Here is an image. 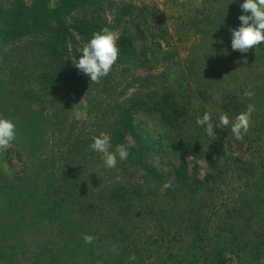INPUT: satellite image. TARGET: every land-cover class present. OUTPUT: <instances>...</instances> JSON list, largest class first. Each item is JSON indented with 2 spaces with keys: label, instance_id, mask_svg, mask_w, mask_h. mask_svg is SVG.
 <instances>
[{
  "label": "rangeland",
  "instance_id": "1",
  "mask_svg": "<svg viewBox=\"0 0 264 264\" xmlns=\"http://www.w3.org/2000/svg\"><path fill=\"white\" fill-rule=\"evenodd\" d=\"M243 2L106 0L105 27L129 36L148 62L118 59L99 84L89 77L74 89L53 84L56 76L41 79L50 64L31 40L0 41V116L17 132L13 146L0 153V264H112L122 257L217 264L220 250L224 264H264L242 257L250 249L247 201L261 177L255 157L264 153V43L247 53L231 48L230 29L240 26ZM85 43L70 29L63 53L76 62ZM148 97L173 106L180 123L175 131L157 113L134 114L150 167L171 178L185 140L212 154L216 181L195 196L163 197L146 182L139 196L120 199L110 183L117 166L108 169L89 147L93 136L110 135L119 106ZM249 103L256 110L243 141L230 126L214 129L213 141L196 124L205 112L213 121L221 113L234 120ZM186 159L201 178L213 171L204 157ZM258 187L264 191V179ZM84 234L94 242L86 244Z\"/></svg>",
  "mask_w": 264,
  "mask_h": 264
},
{
  "label": "trees",
  "instance_id": "2",
  "mask_svg": "<svg viewBox=\"0 0 264 264\" xmlns=\"http://www.w3.org/2000/svg\"><path fill=\"white\" fill-rule=\"evenodd\" d=\"M106 0H32L26 4L23 0H14L9 6L0 3V41L29 39L36 45V50L48 64L42 71L43 81L52 80L47 77L56 76L53 84L67 83L70 87L78 88L88 80V76L75 67V61L68 54H64V39L70 29L87 42L95 31L101 30L106 25L103 17ZM107 27V26H106ZM120 57L123 62H148L143 53H138L129 36L120 37ZM64 48V49H63ZM138 111L157 113L163 122L171 129L178 131L180 127L177 110L161 99L136 98L126 106H119L110 132L113 150L117 144H125L128 147L129 156L124 161L117 163V174L120 179L110 177L113 195L120 199L137 197L143 190V183L153 184L163 197L180 199L192 197L212 182L216 181L217 171L212 162V154L209 150H203L193 146L189 140L182 141L177 153L179 161L171 166L169 175L163 176L155 168L146 162L149 146L143 136L138 132L134 123V114ZM205 153V155H204ZM191 156L194 160L205 158L213 171L199 176L197 164L190 169L186 157ZM255 165L260 170L261 177L256 182L257 188L247 201L251 214L246 222L250 230L246 232L250 249L244 255H253L254 260L264 259V191L258 187L264 179V153L255 157ZM115 177V175H114ZM171 187H165L167 182ZM111 189V188H110ZM242 209V208H241ZM250 251V252H249ZM195 254L191 253L193 257ZM217 264H224V251L218 253ZM115 260L112 264H142L128 262L123 257ZM106 262H104L105 264Z\"/></svg>",
  "mask_w": 264,
  "mask_h": 264
},
{
  "label": "clouds",
  "instance_id": "3",
  "mask_svg": "<svg viewBox=\"0 0 264 264\" xmlns=\"http://www.w3.org/2000/svg\"><path fill=\"white\" fill-rule=\"evenodd\" d=\"M240 8L244 14L238 17L241 22L240 26L230 29L231 48L233 51L247 53L250 49L258 48L264 43V0H244ZM119 40V34L108 27L95 31L80 49L82 55L75 62V67L90 77L92 83L99 84L102 78L109 75L119 59ZM243 95L251 99L254 93L245 91ZM255 110V105L249 103L247 109L236 115L234 120L227 113H221L217 121H213L211 114L205 112L202 117H197L196 124L203 127L207 136L213 141L218 138L214 129H225L229 126L233 138L243 141L251 127L252 114ZM16 138L15 123L0 116V153L11 148ZM91 139L90 149L100 154L101 160L108 169L116 168L118 160L124 161L129 156L128 147L125 144H117L113 150L112 138L106 133L93 136ZM119 179L116 177L117 182ZM164 186L171 187L172 185L169 181ZM82 238L86 244H92L95 240L91 234H84ZM113 250H116L115 245H113Z\"/></svg>",
  "mask_w": 264,
  "mask_h": 264
}]
</instances>
